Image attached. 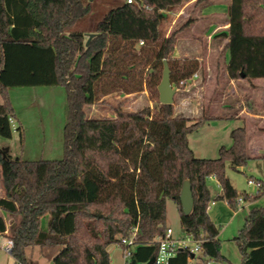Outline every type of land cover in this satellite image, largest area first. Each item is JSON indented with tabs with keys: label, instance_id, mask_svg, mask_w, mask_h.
Here are the masks:
<instances>
[{
	"label": "trees",
	"instance_id": "1",
	"mask_svg": "<svg viewBox=\"0 0 264 264\" xmlns=\"http://www.w3.org/2000/svg\"><path fill=\"white\" fill-rule=\"evenodd\" d=\"M189 1L126 0L97 21L92 30L97 34L86 45L87 33L75 26L91 13L89 0H0V135L11 138L14 132L9 88L61 85L67 101L63 159L26 160L0 152L5 190L0 211L11 216L7 227L0 215V233L8 229L14 264H30L27 248L36 246L60 247L52 264H124L112 262L108 247L134 227L136 245L128 264H144L156 256L167 228V199L176 203L183 231L201 240L202 255L221 259L206 180L214 176L222 189L216 199L236 209L238 191L226 164L244 167L251 159L245 126L231 130L232 144L222 145L217 158H200L188 136L213 119L203 107L194 122L191 116H176L174 102L132 111L121 101L113 115L88 114V107L107 103L109 94L141 91L148 66H163L164 59L177 88H185L195 73L200 78L191 90L203 86L201 61L174 57L195 17L168 33L170 13ZM226 13L228 30L218 36L228 42L218 60L228 52L231 79L264 78V0H230ZM187 179L194 204L186 215L180 194ZM257 180L261 186L244 192V201L264 195V182ZM234 239L242 264H264V205L249 210ZM190 257L181 250L167 264H189Z\"/></svg>",
	"mask_w": 264,
	"mask_h": 264
},
{
	"label": "rangeland",
	"instance_id": "2",
	"mask_svg": "<svg viewBox=\"0 0 264 264\" xmlns=\"http://www.w3.org/2000/svg\"><path fill=\"white\" fill-rule=\"evenodd\" d=\"M89 1L92 6L91 13L86 19L75 26L77 29H82L86 33L92 32L97 21L101 19L109 9L121 5L126 0ZM212 1L213 3L224 2L220 4L223 8L225 7L224 5H226L225 3H227V0H206L199 6H196L195 3L188 4L179 16L178 12H171L170 16L173 19L168 24L170 29L168 33L179 28L190 16L195 17L198 7L204 4L205 6L213 5ZM204 11L200 12V17L192 27L182 32L178 53L175 55V58L181 60L183 58H189L190 56H199L201 63L204 65L206 74L208 69L205 62L212 66L218 59L219 54V48L213 43L212 38H217L224 26L222 24L218 25L216 30L210 32V35H208L205 32V28L208 22H210V19H208V17H203ZM226 19V14L221 13V16L216 20L220 24ZM214 20L215 19H211L213 22ZM205 35H208L210 40L212 39L210 46L207 44L208 42L206 43L207 36ZM139 46L140 44H138V47ZM146 73L145 83L141 91L129 94L127 97L115 92L107 97V103H97L94 106L88 107L89 117L98 118L101 116L113 115V107L121 101L123 108L126 110H138L145 105L155 108L159 102V92L158 88L155 89L153 87L152 74H155V78L158 80L159 85L162 79L163 66L159 64L157 67L153 68V64H150ZM199 78L200 74L194 77L185 88H177L172 82L176 90L174 96V105L176 108L175 115L193 114L191 122H194L200 116L204 98H209L208 96H210L213 88L211 83H206L204 81L202 87L197 86L196 90H191L196 80H199ZM248 82L251 86L252 84L256 86L255 84H257L258 81L255 78ZM187 93H190V95L186 96L185 94ZM8 95L16 121L22 126V131H14L11 138L0 135V150L8 148V153L12 157L20 156L26 160L63 159L65 149L64 126L67 118V101L63 86H15L8 89ZM192 96H194V98H191ZM195 101L197 103L196 107L192 106V111H189V104L187 102H192L194 104ZM1 102L2 96L0 95V103ZM234 126L235 122L231 120L215 118L214 120L207 121L189 134V145L197 157L217 158L219 156V148L222 145L229 147L232 144L230 132ZM226 174L238 191L237 199L242 197L244 192L254 193L256 191L255 185L249 184L248 179L252 177L254 179H261L264 182V159L251 158L242 170H237V168L232 167L231 164L227 162ZM206 184L210 192L211 200L208 213L218 229V239L220 242L219 252L222 257L216 260L213 257H204L202 254H197L189 261V264H218L220 262L222 264H242V253L234 238L238 234L239 229L244 226L249 210L253 206L264 205V195L256 199L253 203L244 201V207L240 205L237 206L236 209H233L225 200H215L218 195H221L222 189L214 176L208 177ZM212 201H215V204H212ZM0 215L4 216L9 225L11 216L3 211H0ZM43 223L44 226H46V221ZM166 223L174 229L176 235L180 236L184 234L177 205L172 199H167ZM6 243L7 239L1 236L0 264H14V258L11 253L5 249ZM59 249L60 247L58 246L52 248H43L39 246L29 247L27 248L28 261L30 264H52L53 257L58 253ZM108 252L112 262H124L122 256L123 248L120 244H111L108 247ZM199 257H203V259L207 261L203 262L204 260H201Z\"/></svg>",
	"mask_w": 264,
	"mask_h": 264
},
{
	"label": "crops",
	"instance_id": "3",
	"mask_svg": "<svg viewBox=\"0 0 264 264\" xmlns=\"http://www.w3.org/2000/svg\"><path fill=\"white\" fill-rule=\"evenodd\" d=\"M229 2L230 0H227V3H225L226 5H224V8L220 6V4H223L224 2L213 3V1V5L205 6L204 4L203 6L198 7L195 15V22L193 23V25L196 23V20L200 17V12H203L205 10L206 13L204 11L203 17H208V19H210V22H208L205 28V32L208 35H210V32H214L218 25L221 24L224 26L221 32L227 31L229 27V20L226 12ZM190 3H194V0L185 3L179 10H177L176 12H178V16L185 10V7H187V5ZM221 13H225L227 19L223 23L219 24L216 19L221 16ZM211 19H215L214 22L211 21ZM193 25H191L190 27H192ZM208 35H205L207 36L206 43L208 42L207 44L210 46V43H212L211 41L213 39V43L219 48L218 58L221 57V52L225 44L228 42V39L223 36H218L217 38H212L210 40L208 38ZM138 44L141 45V42H139ZM177 53L178 48L174 53V57L175 55H177ZM195 57L200 60L199 56ZM228 59L229 54L226 51L220 61L217 59L212 64V66L205 62L208 69L205 74V82L211 83L213 88L210 96H208L209 98H204V102L202 104L203 108L207 110L210 116L213 117V119L210 120H214L215 118L221 120H231L235 122V126L233 128L238 126H245L247 130L248 152L251 158L264 159V78H256V80L258 81L257 84H255L256 86H253L254 84H252L251 86V84H249V82L244 79L229 78L226 71V64L228 62ZM218 62L219 68H217ZM112 94H109L107 97ZM117 94H123L125 97L129 95L123 92H117ZM192 102H187L189 104H187L189 111H192V106L196 107L197 105L196 101L194 102V104ZM186 116L192 117L193 114L188 113L186 114ZM242 169L243 167H237V170ZM4 195L5 190L3 187L2 170L0 166V197H4ZM242 206L244 207L245 205L242 204ZM6 225L8 227L7 222ZM167 226L169 225L167 224ZM8 235V229L4 233H0V237H5L7 239V242L9 240ZM191 259L192 257L189 258V261Z\"/></svg>",
	"mask_w": 264,
	"mask_h": 264
},
{
	"label": "built area",
	"instance_id": "4",
	"mask_svg": "<svg viewBox=\"0 0 264 264\" xmlns=\"http://www.w3.org/2000/svg\"><path fill=\"white\" fill-rule=\"evenodd\" d=\"M131 2L132 0H127ZM142 43V41H141ZM198 73H195L191 79L197 77ZM9 122L11 124L12 130H17V124L13 117H9ZM248 183L255 185L257 190L261 186V182L257 179L250 177ZM215 201H212L214 204ZM244 203V199L239 197L237 199V205L240 206ZM137 227L133 228V232L130 236L124 237L119 243L123 248L122 256L124 258V264H128L130 256L135 248V236H136ZM12 241L8 240L5 249L11 251ZM186 250L189 254H202V242L201 240L195 238L192 234L184 232L183 235H176L174 229L171 226H167L165 233L162 237L159 238V248L156 256L154 257V263L156 264H167L173 257H175L179 251ZM218 264H222L221 262Z\"/></svg>",
	"mask_w": 264,
	"mask_h": 264
},
{
	"label": "water",
	"instance_id": "5",
	"mask_svg": "<svg viewBox=\"0 0 264 264\" xmlns=\"http://www.w3.org/2000/svg\"><path fill=\"white\" fill-rule=\"evenodd\" d=\"M97 33L91 32L87 33V40L86 45L89 44L91 39L96 35ZM158 92H159V101L161 103H170L172 104L174 102V96L176 93V90L173 87L172 81H171V70L168 64L167 59L163 60V73H162V79L158 85ZM8 151V148L1 149L0 152L5 156ZM180 201L181 206L184 214H189L192 211L193 204H194V198H193V191L191 182L189 179L185 180L181 189L180 194ZM11 252V251H10ZM191 257L194 258L195 255L191 254ZM154 257H152L148 262L144 264H154Z\"/></svg>",
	"mask_w": 264,
	"mask_h": 264
}]
</instances>
